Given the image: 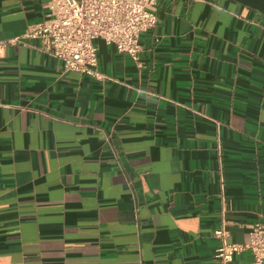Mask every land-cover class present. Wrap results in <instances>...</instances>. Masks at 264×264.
Segmentation results:
<instances>
[{
	"label": "crops",
	"instance_id": "1",
	"mask_svg": "<svg viewBox=\"0 0 264 264\" xmlns=\"http://www.w3.org/2000/svg\"><path fill=\"white\" fill-rule=\"evenodd\" d=\"M48 2L0 0V43ZM156 13L139 63L95 40L100 78L0 47V264H218L223 197L231 241L264 221V14Z\"/></svg>",
	"mask_w": 264,
	"mask_h": 264
},
{
	"label": "built area",
	"instance_id": "2",
	"mask_svg": "<svg viewBox=\"0 0 264 264\" xmlns=\"http://www.w3.org/2000/svg\"><path fill=\"white\" fill-rule=\"evenodd\" d=\"M158 0H49L45 20L30 25L23 33L1 42L34 46L60 59L65 70H76L102 77L98 65L96 39L112 44L140 62L141 34L158 21ZM220 225L214 231L219 246L214 255L218 264H264V221L251 225L249 241L230 240L223 197ZM251 251V260L235 263V257Z\"/></svg>",
	"mask_w": 264,
	"mask_h": 264
},
{
	"label": "water",
	"instance_id": "3",
	"mask_svg": "<svg viewBox=\"0 0 264 264\" xmlns=\"http://www.w3.org/2000/svg\"><path fill=\"white\" fill-rule=\"evenodd\" d=\"M264 14V0H235Z\"/></svg>",
	"mask_w": 264,
	"mask_h": 264
}]
</instances>
